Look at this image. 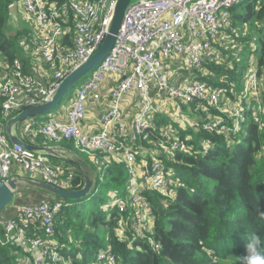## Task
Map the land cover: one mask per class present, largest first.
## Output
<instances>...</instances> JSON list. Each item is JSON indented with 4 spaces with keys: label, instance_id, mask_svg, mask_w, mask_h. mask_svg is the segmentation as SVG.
I'll return each mask as SVG.
<instances>
[{
    "label": "built area",
    "instance_id": "1",
    "mask_svg": "<svg viewBox=\"0 0 264 264\" xmlns=\"http://www.w3.org/2000/svg\"><path fill=\"white\" fill-rule=\"evenodd\" d=\"M240 1H131L112 49L75 93L66 117H49L38 127L33 121L25 120L23 133L31 143H35L34 136L40 134L51 141L72 140L78 150L90 155L97 151L122 155L130 178L126 195L118 196L114 205L121 211L127 205L132 209L130 227L138 232L152 217L150 202L143 193L145 185L171 199L176 195V190L171 188L170 172L165 171L160 159L155 158L151 164L146 159L136 162L134 144L148 139L155 124L151 91L168 96L166 103L196 102L198 106L226 108L236 116L242 115L240 103L221 105L226 98L223 89L210 88L194 74L177 83L170 73L172 65L183 68L184 64L187 70L201 74L206 72L207 60L220 61L222 51L218 46L227 37V31L234 30L231 8ZM115 3L116 0H65L59 5L50 0H21L25 20L34 28L33 53L40 64L33 71H26L22 61L17 59L11 71L0 77V97L4 98V122L0 126V182L12 176V170L17 168L34 175L32 178L40 176L42 181L69 189L73 174L64 178L63 165L55 162L52 156L13 143L6 135L5 124L18 111L51 99L60 82L91 57L108 32ZM70 12L75 17L76 33L68 41ZM249 65L251 70L242 98L250 97L259 102L258 67L253 58ZM109 73L119 74V79L110 88L109 102L100 117L98 132L88 133L81 129L88 98L98 97V88ZM130 91H136L140 110L129 122L123 115V101ZM219 122L217 120L212 127ZM162 134L160 145L165 151L188 150L184 139L170 127H165ZM138 165L142 169L141 175H137ZM63 205L60 200L51 203L46 199L32 204L15 203L13 215L4 223L0 220V243L21 247L28 264H72L61 252L57 241L37 234L39 227L47 236L55 233V214ZM115 259L112 252L102 250L92 264H113Z\"/></svg>",
    "mask_w": 264,
    "mask_h": 264
},
{
    "label": "trees",
    "instance_id": "2",
    "mask_svg": "<svg viewBox=\"0 0 264 264\" xmlns=\"http://www.w3.org/2000/svg\"><path fill=\"white\" fill-rule=\"evenodd\" d=\"M19 1L0 0V58L5 73L11 71L17 59L29 71L24 55L27 51L34 55L33 26L26 20L21 21V26L10 23V6ZM50 1L59 5L65 2ZM231 23L234 30H228L218 46L222 51L220 61L207 60L206 72L194 75L210 88L223 89V107L226 102L240 103L242 115L236 116L226 108L177 102L187 118L195 119L182 127L168 113L155 110L150 137L134 144L136 162L140 163L144 156L150 164L160 159L165 171L170 172L176 195L171 199L145 185L143 193L150 202L152 217L141 231L130 227L132 209L128 205L123 211L116 205L105 207L99 191L89 198L90 208L86 199L61 198L44 190L26 188V192L21 189L15 193V203H28L29 194L42 198L39 201L46 196L51 203L63 202L55 214V233L47 236L39 227L37 234L57 241L72 264H88V256L95 259L102 250L115 255L113 264H241L240 257L246 255L243 237L253 231L264 233V220L259 216L264 212V36L259 46L255 42L256 35L264 32V0L236 3L231 8ZM68 26L66 38L71 41L76 33L72 12ZM251 26L258 34L254 35ZM246 53L249 55L244 59ZM251 58L258 67L259 102L242 98ZM3 102L0 97V126L4 122ZM217 120L219 124L212 127ZM165 127L184 139L188 150L165 151L160 145ZM63 141L34 136L37 144H62L76 149L72 140ZM146 151L153 155H143ZM95 156L106 168L107 186L126 195L130 173L124 157L105 151H97ZM52 158L63 164L64 178L73 174L69 189H80L84 184L81 172L64 160ZM18 251L25 253L15 244L0 243V264H19Z\"/></svg>",
    "mask_w": 264,
    "mask_h": 264
},
{
    "label": "water",
    "instance_id": "3",
    "mask_svg": "<svg viewBox=\"0 0 264 264\" xmlns=\"http://www.w3.org/2000/svg\"><path fill=\"white\" fill-rule=\"evenodd\" d=\"M131 1L133 0H116L112 20L102 43L86 62L74 69L60 82L51 99L30 105L18 111L16 114L9 117L5 124L6 135L13 143L19 144L22 148L32 152L50 155L75 164L81 170V174L84 178L83 186L78 190H72L60 188L36 178L12 175L0 182V211L13 201L17 191L25 187L44 190L55 196L66 199H83L98 191V171H96L92 165L90 167H83L81 161L69 157L68 154H75L74 150L60 144L31 143L21 137L15 130V127L27 119L51 113L62 103L69 94V91L82 78L102 63L115 43L116 35L122 26L126 9Z\"/></svg>",
    "mask_w": 264,
    "mask_h": 264
},
{
    "label": "rangeland",
    "instance_id": "4",
    "mask_svg": "<svg viewBox=\"0 0 264 264\" xmlns=\"http://www.w3.org/2000/svg\"><path fill=\"white\" fill-rule=\"evenodd\" d=\"M133 1H136V0H133ZM10 13H11V21L10 23L12 24H16V25H20L22 24L21 21H25V12H24V9L21 5V0L19 2H15V3H12L11 6H10ZM29 24V22H27ZM14 25V26H16ZM21 26V25H20ZM252 27V26H251ZM252 32L255 34H258L256 29L254 27L251 28ZM264 36V32H261L259 35H256V45L259 46L260 45V37H263ZM27 54V53H26ZM30 54V53H29ZM248 53L244 54L243 58L246 59L248 57ZM256 55V54H255ZM34 55H32V53L30 54V59L33 57ZM2 59V60H1ZM0 63L3 61V58L1 57L0 58ZM38 61V65L40 64V61ZM187 67L183 64V70H178L174 65H172V68H171V76H172V80L174 82H182V81H185L186 79L188 78H191L193 77V74L195 72H192V73H188V71H186ZM181 74H185V76H182ZM92 75V71L90 73H88L84 78H82L70 91H69V94L66 96V98L62 101V103L55 109L53 110L51 113L49 114H43V115H40V116H37L36 118H38L37 122H38V125L45 121L46 119H48L49 117H52L56 111L62 106V105H66V104H70L71 103V100L72 98L74 97L75 93L78 91V89H80L84 83L90 78V76ZM108 75V74H107ZM180 76H182L180 78ZM184 78V79H183ZM150 96H151V99H152V102H153V105L155 107V110L157 109L158 111L161 110L162 112L164 113H168L169 115H171L174 120H177L179 123H181V126L182 127H186L188 123H193V118H187L188 115H186L184 113V109L183 107L181 106L180 107H177V105H180L179 103L177 105H174V104H171V103H166L167 100H169L168 96H165V95H162V93L160 94H155L151 91L150 93ZM131 104L133 105L132 108L134 110H136L135 113H133V115L135 116L136 113L140 110V103H139V98L138 96H131ZM192 111V109H191ZM162 114V113H161ZM20 129V128H19ZM61 142H64V141H61ZM60 142V143H61ZM151 154L153 155V152H150V151H146V153H142L143 155H148V154ZM84 156H86L90 161H92L94 164L93 166L96 168V171H98V191L99 193L101 194V197L103 199V204L105 205V207H107L108 205L111 206V205H114L115 202H116V199L118 196H120L119 192L115 189H110L108 186H107V178L104 176V173H105V169L104 167L102 166H99L100 163L99 161H97V159L94 157V155H90V154H87V153H82ZM143 159H146V156H144ZM147 160V159H146ZM14 166H12L13 168ZM137 175H141L142 174V169L141 167L138 165L137 166ZM14 170V169H13ZM13 170H12V175H15V173H13ZM18 174H22V175H31V174H28L27 172L25 171H20ZM34 176V175H33ZM37 179H41L40 176H37L36 177ZM102 180V181H101ZM26 188H29V187H25L23 188L22 191L26 192ZM23 192V193H24ZM26 195V194H25ZM53 195V194H52ZM55 196V195H53ZM125 196V195H124ZM38 196L36 195H33V194H29L27 196V199L29 200L28 203H34L35 201H39L40 199H37ZM91 196H87L83 199H86V204H87V207H91L92 206V202L90 201V198ZM44 199L46 200H50L48 197L44 196L43 197ZM15 204V199L10 203L8 204L3 210L0 211V220L2 223L6 222V220L12 216V212H14L13 208H11L10 210V207H12L13 205ZM1 224V223H0ZM141 231V230H138V232ZM23 254V253H22ZM25 254V253H24ZM22 260H23V257H22ZM21 261V259L19 260ZM95 261V259L93 258L92 255L88 256V259H87V262L88 264H92L93 262ZM19 264H21V262H19ZM25 264V263H23Z\"/></svg>",
    "mask_w": 264,
    "mask_h": 264
},
{
    "label": "crops",
    "instance_id": "5",
    "mask_svg": "<svg viewBox=\"0 0 264 264\" xmlns=\"http://www.w3.org/2000/svg\"><path fill=\"white\" fill-rule=\"evenodd\" d=\"M26 53L24 55V58H26L27 69L29 71H33V68L38 65V61H37L38 58L34 55L30 59V54L31 53L29 51H27ZM180 67L181 66H177L176 68L178 70H182V71L185 72V70H183V68H180ZM186 71H188V73H192V71H190V70H186ZM5 72H7V71H5L4 66H3V62H1L0 63V77H2L4 74H6ZM181 75L185 76V74H181ZM118 79H119V74H117V73H109L108 75H106L105 79L101 83V86L98 88V91H97L98 97L95 98V97L91 96V97L88 98V101H87V104H86V106H87L86 117L81 122V129L83 131H86L88 133H96V132H98V130H99L100 126H101L100 117L104 113V111L106 110L108 102H109V91H110V88L112 87V85H114V83ZM132 95L136 96L137 95L136 91L128 92L126 94L125 98H124V101H123V115H124V118L126 120H128L129 122L132 121V119L134 117L133 113L136 112V110H134L132 108L133 105L131 104V96ZM70 105H71V103L70 104H66V105H62L56 111V113L53 115V117L65 118L66 114H67V111H68V108L70 107ZM27 120L33 121L35 123L34 124L35 127H38L40 124H42L44 122L43 121V122H41L38 125V122H37L38 118H32V119H27ZM23 123H24V121L19 123L15 127V130L18 132V134H20L21 137H23L25 139V138H27V136H25V134L23 133ZM60 145H62V144H60ZM72 150H74L75 154L74 155L68 154L69 157H71L72 159L81 161L83 167H87V166L90 167L92 165V167L95 168L93 166L94 163L92 161H90L86 156H84L82 154V153H85V152H82V151L78 150L77 148L76 149H72ZM94 157L97 158L95 155H94ZM65 162H67V161H65ZM68 163L71 164L73 167H76L81 172V170L75 164L70 163V162H68ZM99 166H101V164ZM20 171H23V170L15 168L13 170V173H15L16 176H25V177H31L32 176V175L30 176V175L18 174ZM34 178H36V177H34ZM11 214L13 215V212ZM18 257H19L18 258V262H21V264H23V263L28 264L27 257H26V255L24 253L23 254L19 253ZM22 257H23V260H22ZM20 259H21V261H19Z\"/></svg>",
    "mask_w": 264,
    "mask_h": 264
},
{
    "label": "clouds",
    "instance_id": "6",
    "mask_svg": "<svg viewBox=\"0 0 264 264\" xmlns=\"http://www.w3.org/2000/svg\"><path fill=\"white\" fill-rule=\"evenodd\" d=\"M259 216L264 220V212H260ZM243 239L246 255L240 257L241 264H264V233L253 231Z\"/></svg>",
    "mask_w": 264,
    "mask_h": 264
}]
</instances>
